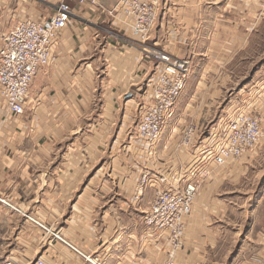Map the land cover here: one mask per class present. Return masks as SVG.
I'll use <instances>...</instances> for the list:
<instances>
[{
	"label": "crops",
	"instance_id": "obj_1",
	"mask_svg": "<svg viewBox=\"0 0 264 264\" xmlns=\"http://www.w3.org/2000/svg\"><path fill=\"white\" fill-rule=\"evenodd\" d=\"M60 1L0 0V45L19 20L48 17ZM64 1L73 8L69 24L49 64L33 80L23 113L14 116L0 104V197L10 204L0 203V260L10 257L26 264L43 255L51 264H165L167 236L148 232L141 220L153 188L146 186L136 197L135 185L144 171L169 176L192 158V151L172 143L179 123L167 126L169 133L161 134L149 157L129 143L144 74L142 52L104 31L118 30L109 13L117 0ZM221 2L214 20L238 30L230 39L237 41L236 50L242 49L254 20L250 7L259 2ZM161 3L168 9L218 7L217 0ZM177 23L167 26L163 46L185 58V37ZM262 151L259 146L224 165L207 164L174 264L206 263L227 216L225 187L246 178ZM41 225L62 240L47 235ZM256 240L255 259L264 264V227ZM254 262L246 258L240 264Z\"/></svg>",
	"mask_w": 264,
	"mask_h": 264
},
{
	"label": "built area",
	"instance_id": "obj_2",
	"mask_svg": "<svg viewBox=\"0 0 264 264\" xmlns=\"http://www.w3.org/2000/svg\"><path fill=\"white\" fill-rule=\"evenodd\" d=\"M80 4L84 0L79 1ZM161 0H117L109 11L115 32L104 31L122 45L137 47L142 52L144 74L137 86L136 124L129 131V143L146 156L154 153L162 129L171 118L175 103L190 73V61L150 43ZM73 8L61 0L48 17H25L3 37L0 45V104L9 114L21 115L28 100L30 86L36 75L50 62L53 47L68 26ZM122 33V34H121ZM243 107L223 117L196 139L192 158L169 176L141 172L135 185L136 197L146 186L153 188L148 207L141 220L150 233L165 234L169 250L165 264H174L175 252L181 246L194 198L208 175L207 164L224 165L238 160L260 144L262 130L259 119ZM197 129L184 133L182 146L190 143ZM185 147V146H184ZM0 203L10 205L0 197ZM28 219L36 222L33 217ZM52 238L62 237L41 225ZM0 264H20L4 257ZM26 264H51L43 255Z\"/></svg>",
	"mask_w": 264,
	"mask_h": 264
},
{
	"label": "rangeland",
	"instance_id": "obj_3",
	"mask_svg": "<svg viewBox=\"0 0 264 264\" xmlns=\"http://www.w3.org/2000/svg\"><path fill=\"white\" fill-rule=\"evenodd\" d=\"M221 1L217 0L218 7L191 5L186 9L170 7V11L161 3L152 30L150 43L160 42V48H165L164 36L168 27H174L172 21H177L176 27L184 33L183 55L190 61L191 69L162 136L169 133L167 126L179 123L178 137L171 140L182 146L184 133L197 129L194 139L184 145L190 151L195 150L199 135L243 107L259 119L262 130L259 146H264V0H257L256 9L250 7V18L254 20L250 19L246 45L238 50L237 41L232 44L230 39L238 30L214 20ZM225 190L227 216L220 222V237L217 245L208 250L205 264H240L246 258L257 264L256 234L264 227V151L258 153L247 177L227 185Z\"/></svg>",
	"mask_w": 264,
	"mask_h": 264
}]
</instances>
